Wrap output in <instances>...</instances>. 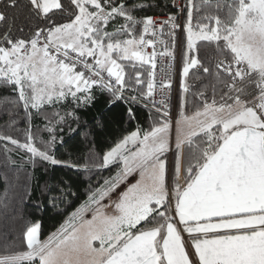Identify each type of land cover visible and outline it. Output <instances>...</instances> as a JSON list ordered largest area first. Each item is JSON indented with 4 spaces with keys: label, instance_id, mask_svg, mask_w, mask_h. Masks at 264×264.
Returning a JSON list of instances; mask_svg holds the SVG:
<instances>
[{
    "label": "snow or ice",
    "instance_id": "snow-or-ice-1",
    "mask_svg": "<svg viewBox=\"0 0 264 264\" xmlns=\"http://www.w3.org/2000/svg\"><path fill=\"white\" fill-rule=\"evenodd\" d=\"M172 6L183 23L141 16L146 0H0V102L9 127L21 115L26 125L22 141L0 134V150L31 164L117 169L46 239L40 222L27 225L26 250L0 264H264V0ZM21 7L27 33L9 15ZM165 26L171 50L160 41L158 52ZM178 29L186 49L176 118L172 83L166 74L158 83L156 68L158 56L175 60ZM190 73L209 83L193 90ZM98 95L109 109L128 105V121L132 105H144L151 123L102 155L89 141L83 165L58 159L65 129L89 136L81 113ZM70 195L61 189L49 204Z\"/></svg>",
    "mask_w": 264,
    "mask_h": 264
},
{
    "label": "trees",
    "instance_id": "trees-1",
    "mask_svg": "<svg viewBox=\"0 0 264 264\" xmlns=\"http://www.w3.org/2000/svg\"><path fill=\"white\" fill-rule=\"evenodd\" d=\"M146 3L151 7H146L141 16L153 17L174 11L173 0H146ZM9 15L17 17L15 28L23 27L27 33L30 22L27 19L26 10L21 7ZM185 45L186 38L183 37L182 51L185 50ZM203 51L209 56L212 54L211 49ZM188 82L193 90H197L202 85L208 84L209 79L205 76L196 78L190 73ZM0 95H8V93L0 89ZM127 107L128 105L122 104L109 109L104 99L98 95L95 105L81 113V127L87 125L86 130L89 132L87 139L65 129L60 135L64 137L66 143L63 146L57 143L59 151L56 157L71 158L83 165L87 162L89 155V141L94 143L93 151L102 155L114 147L124 135L134 131L138 125L147 127L151 123L147 119L149 108L142 104L132 105L137 119L128 121L124 111ZM192 111L189 106L186 114L190 115ZM35 124L43 126L41 121ZM25 127L22 115L17 119L14 127H9V116L0 102V134L10 135L22 141ZM75 127L73 125V128ZM43 135L47 136V133ZM13 160L15 164L11 163ZM116 170L115 165L103 170L90 167V170L85 172L63 166L31 164L21 160L20 155L15 152L8 153L6 157L0 150V257L26 250V244L22 245L21 239L26 226L32 223H41V239H46L84 202L90 185L96 186L97 182L103 183V179L113 175ZM61 189L73 195L66 197L64 203H58V208L53 209L49 199Z\"/></svg>",
    "mask_w": 264,
    "mask_h": 264
},
{
    "label": "built area",
    "instance_id": "built-area-1",
    "mask_svg": "<svg viewBox=\"0 0 264 264\" xmlns=\"http://www.w3.org/2000/svg\"><path fill=\"white\" fill-rule=\"evenodd\" d=\"M177 4H182L183 0H175ZM170 15H176L177 16V23H183V20L185 19V13H181L179 8H174V11L167 14L157 15L153 16L155 20L158 21H164L166 20ZM170 31L168 26H165L163 34L159 33L157 34V44L156 49L158 52L163 51L165 48V43L169 46L171 50V40L167 35V32ZM150 38V37H149ZM160 41H164L165 43H160ZM182 45H183V36L180 32V30H177V36H176V45L174 49V56L175 60H172L171 58H165V57H157V68H156V79L159 83L161 80H164L165 74L167 76V79L170 80L172 83V90L170 92V107L173 117L178 118V110H177V100H178V94H179V84H180V68H181V55H182ZM152 49H147L148 52H151Z\"/></svg>",
    "mask_w": 264,
    "mask_h": 264
},
{
    "label": "rangeland",
    "instance_id": "rangeland-1",
    "mask_svg": "<svg viewBox=\"0 0 264 264\" xmlns=\"http://www.w3.org/2000/svg\"><path fill=\"white\" fill-rule=\"evenodd\" d=\"M182 47H183V45H182ZM185 49H186V45H185ZM181 63H182V61H181ZM178 118H179V115H178ZM173 135H174V130H173ZM138 178L139 177H138V173H137V174H134L133 177H129V180L134 183L135 182V179H138ZM122 187H123V185H122ZM86 218L87 219H91V215L89 214L88 216H86ZM0 258H2V257H0Z\"/></svg>",
    "mask_w": 264,
    "mask_h": 264
}]
</instances>
